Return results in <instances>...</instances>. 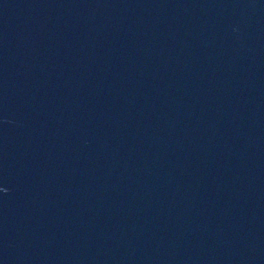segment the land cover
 <instances>
[{
    "label": "water",
    "instance_id": "1",
    "mask_svg": "<svg viewBox=\"0 0 264 264\" xmlns=\"http://www.w3.org/2000/svg\"><path fill=\"white\" fill-rule=\"evenodd\" d=\"M0 264H264V0H0Z\"/></svg>",
    "mask_w": 264,
    "mask_h": 264
}]
</instances>
